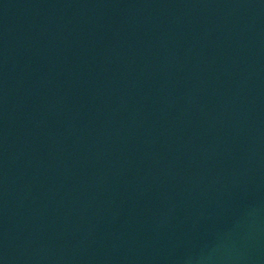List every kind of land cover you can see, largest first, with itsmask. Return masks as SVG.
I'll return each mask as SVG.
<instances>
[{
	"label": "water",
	"instance_id": "obj_1",
	"mask_svg": "<svg viewBox=\"0 0 264 264\" xmlns=\"http://www.w3.org/2000/svg\"><path fill=\"white\" fill-rule=\"evenodd\" d=\"M0 264H264V0H0Z\"/></svg>",
	"mask_w": 264,
	"mask_h": 264
}]
</instances>
